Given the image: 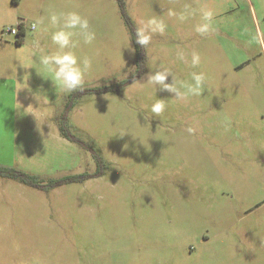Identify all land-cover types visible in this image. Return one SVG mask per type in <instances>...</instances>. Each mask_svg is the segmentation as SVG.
I'll return each instance as SVG.
<instances>
[{
  "label": "rangeland",
  "instance_id": "374dc122",
  "mask_svg": "<svg viewBox=\"0 0 264 264\" xmlns=\"http://www.w3.org/2000/svg\"><path fill=\"white\" fill-rule=\"evenodd\" d=\"M70 11L95 39L73 38L71 51L92 66L83 89L67 93L39 57L57 51L50 13ZM125 11L135 26L152 17L166 25L134 81L142 66L119 0H0V165L46 182L84 177L42 190L0 176V264H264V0H125ZM163 69L178 85L203 73L202 94L181 101L146 83ZM109 85L118 89L84 92ZM69 100L66 126L104 164L61 134Z\"/></svg>",
  "mask_w": 264,
  "mask_h": 264
},
{
  "label": "clouds",
  "instance_id": "9594fccd",
  "mask_svg": "<svg viewBox=\"0 0 264 264\" xmlns=\"http://www.w3.org/2000/svg\"><path fill=\"white\" fill-rule=\"evenodd\" d=\"M169 3H173V0H169ZM169 17H177V14L172 9L167 10ZM180 21L186 19L184 13L179 14L177 17ZM202 19L204 23L197 24L195 31L200 35H207L211 27V13H203ZM49 27L52 31V43L57 46V51L51 55L41 54L39 57L40 64L44 69L51 74L54 86L58 87L64 92L71 93L78 90H82L84 86V76L87 71L91 69L92 61L88 57L78 58L71 49L77 47V42L74 41V37H80L85 44H91L95 39V33L90 30L89 20L76 11H70L66 13L51 12L49 15ZM43 21L36 20L32 23L31 28L34 33L42 30ZM166 25L162 20H158L156 17L148 19L146 22H137L135 29L136 43L142 48L148 49L154 35L165 34ZM257 43L261 47H264V37H260L258 34ZM133 52L135 49H131ZM35 50L30 51V55H35ZM177 57L180 60H185L183 52H178ZM17 60L20 66L24 69H30L33 66L25 61L24 56H18ZM201 61L199 53L193 51L191 54V66L193 68L198 67ZM172 76V82L168 83V77ZM191 84L182 83L177 84L176 77L167 69L158 70L154 73L150 72L147 75V84L155 86L162 91H167L174 95L177 100H184L189 95H201V89L205 80L203 73H191ZM26 87H18V91ZM185 91H181V89ZM21 105V104H20ZM31 107L29 105L25 109V113L33 112L28 111ZM164 100H157L151 106V113L155 117L163 115L165 110ZM36 117V116H35ZM39 126V125H38ZM187 131L191 134L193 129L189 127Z\"/></svg>",
  "mask_w": 264,
  "mask_h": 264
},
{
  "label": "trees",
  "instance_id": "16d2710c",
  "mask_svg": "<svg viewBox=\"0 0 264 264\" xmlns=\"http://www.w3.org/2000/svg\"><path fill=\"white\" fill-rule=\"evenodd\" d=\"M119 3L121 6V9H122V12H123V16L125 18V22L129 28L130 33H131L132 41H133L134 46H135L137 65H138V67L142 66V67H140L141 72L137 73L136 75H134L133 77L130 78L134 81L135 79L139 78L146 71L145 70V65L147 62L146 50H145V48H142L140 45H138L136 43V32H135L136 26L134 25L133 21L127 15V13L125 11V0H119ZM19 27H20L19 28V37H18L17 42L21 44L24 41V35H25L24 23H21L19 25ZM123 85H124V82L121 83V86H123ZM116 89H118L116 86L109 85V86H102V87L87 89L84 92L104 93V92H108V91H114ZM71 102H72L71 100L67 101L64 113L62 114V120H61V125H60L61 134L67 139L76 141L82 147L91 149V151L95 154V156L97 158V162L99 164H101V163L104 164L105 162H104L103 158L93 148H90L88 145H86V143L82 139L71 134V132L69 131V128L66 126L67 114H68L70 105H72ZM0 176L4 177V178H8V179H15L21 183H24V184H27V185H30L32 187H36V188H39L42 190L51 189V188L57 187L59 185H62L63 183L71 182V181L75 182V181H79V180L84 178L81 175H70V176H65L63 178H59V179H49L46 182L43 178H41L38 175H34V174L28 173L24 170L11 168V167H7L4 165H0Z\"/></svg>",
  "mask_w": 264,
  "mask_h": 264
},
{
  "label": "built area",
  "instance_id": "2783aa9c",
  "mask_svg": "<svg viewBox=\"0 0 264 264\" xmlns=\"http://www.w3.org/2000/svg\"><path fill=\"white\" fill-rule=\"evenodd\" d=\"M24 27H25V26H24ZM17 30H18V32H19V29H17ZM17 30L12 29L13 33H18Z\"/></svg>",
  "mask_w": 264,
  "mask_h": 264
}]
</instances>
